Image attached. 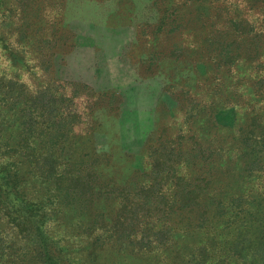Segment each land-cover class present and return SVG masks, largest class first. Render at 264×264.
Instances as JSON below:
<instances>
[{
	"label": "rangeland",
	"instance_id": "obj_1",
	"mask_svg": "<svg viewBox=\"0 0 264 264\" xmlns=\"http://www.w3.org/2000/svg\"><path fill=\"white\" fill-rule=\"evenodd\" d=\"M0 264H264V0H0Z\"/></svg>",
	"mask_w": 264,
	"mask_h": 264
}]
</instances>
